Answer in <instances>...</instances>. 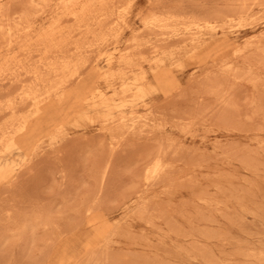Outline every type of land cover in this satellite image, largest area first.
<instances>
[{
  "label": "rangeland",
  "instance_id": "1",
  "mask_svg": "<svg viewBox=\"0 0 264 264\" xmlns=\"http://www.w3.org/2000/svg\"><path fill=\"white\" fill-rule=\"evenodd\" d=\"M59 1L0 0V12L5 10L0 13V127L7 126L14 117L23 116L30 121L32 130L29 136H23L9 152L0 156V170L3 173L0 182V264H76L82 257L87 259L88 252L93 249V255L99 252L101 256L103 251L99 248L104 239L99 235L96 224L83 217L87 206H94L97 212L100 208L106 215L108 225L120 221L121 227H113L112 243L106 250L109 251L108 255L106 252L101 260L98 258L93 264H264V0H260L262 3L258 5L259 0H124L131 5L126 20L114 27L112 24L117 19L116 22L102 23V17L86 25L87 17L84 14L75 16L58 10L56 3ZM28 4L30 9L27 8ZM161 6L177 12L207 16L241 9L243 24L228 26V30L226 27L225 30L219 29L203 36L197 44L200 45L197 59L187 61L185 66L175 68L167 65L155 71L148 67L158 91L138 106L125 107L123 115L128 120L132 116L140 118L142 115L151 118L147 121L146 117H142L137 128L131 131L133 135H126L125 138L123 135L116 143L99 118L107 110L95 108L91 103L100 90H107L109 95L113 93L112 88L106 89L107 84L102 77L120 67L117 62L121 50L127 47L128 39L136 32L151 42L163 41L162 38L172 39L164 44L161 41V44L153 42L158 45V52L175 51L192 42V34L173 38L172 30L168 28L161 31L148 29V32L146 29L144 35L143 18ZM7 16L10 18L8 22H11V25L7 22L8 27L4 25ZM105 25L110 27L106 28ZM110 29L117 32H107ZM51 30L54 40L49 45L45 38ZM93 31L110 34L107 37L109 45L82 47L88 45L89 40H95ZM9 32L12 35L7 34ZM91 33L94 34L93 38ZM7 39L11 40L10 43ZM78 43L81 51H75L77 47L74 45L78 46ZM78 57H84L81 59L84 63ZM63 58L76 63L74 70L67 72L71 74L67 85L45 100L42 108L36 105L30 107L32 97H27L26 93L30 92V87L38 88L36 84L39 82L33 71L39 69L40 74H45L49 64L61 62ZM43 64L46 65L44 68ZM238 67L241 68L237 71L240 74L235 72ZM29 72L34 76L27 77ZM49 73L46 74L49 80L47 88L53 84V74L49 77ZM207 76L212 78L208 79ZM190 83L193 86L196 83L201 85L194 88ZM190 86L194 89L189 90ZM201 91L204 94H200ZM171 102H174V107L170 105ZM9 103L15 104V113L5 109ZM25 104H28V108ZM151 110L154 113L148 114ZM165 111L168 114H161ZM194 111L198 121H195L197 115H193ZM202 112H210V116L206 113L201 118ZM118 114L117 111L109 113L115 118ZM221 117L223 120L219 119ZM142 119L145 125L141 123ZM187 119H194L195 123ZM186 122L189 123L188 127L192 126L185 131ZM166 136L170 137V141ZM162 140L169 144L168 148L165 149L166 144L163 147ZM234 149L235 152H231ZM160 150H163L162 153L166 151V156L170 158L168 160L166 157L165 180L161 175L163 179H159L162 183L157 179L150 186L143 182L144 169ZM113 152L114 161H110L108 158ZM109 161L112 165L108 174L110 177L104 182L100 177L104 165ZM168 163L174 164L175 168ZM145 186L150 187L147 194ZM90 197H95L93 201H96H90ZM137 197H140L139 202H134ZM99 198H102L101 201ZM134 207L137 209L134 210ZM101 208H105L104 211ZM57 225L67 230H61L63 234L57 239L60 240L52 242L51 233L56 231ZM54 243H57L56 246Z\"/></svg>",
  "mask_w": 264,
  "mask_h": 264
},
{
  "label": "bare ground",
  "instance_id": "2",
  "mask_svg": "<svg viewBox=\"0 0 264 264\" xmlns=\"http://www.w3.org/2000/svg\"><path fill=\"white\" fill-rule=\"evenodd\" d=\"M25 1H27V0H25ZM31 1V0H30ZM40 1V0H39ZM129 1V0H128ZM243 1V0H242ZM251 1H253V0H251ZM255 2H258V0L256 1V0H254ZM263 1V0H262ZM262 1H260L259 0V2L258 3H256L257 5L258 4H260V3H262ZM88 2H91L89 5H86ZM248 2H250V0H248ZM247 1H246V3H248ZM255 2H254V4H255ZM25 3V2H24ZM30 3V2H29ZM46 4H47V2H45ZM49 3V2H48ZM109 3H112L111 5H109ZM235 3V2H234ZM240 3H242V2H240ZM239 3V4H240ZM51 4V3H50ZM157 4V3H156ZM24 5V4H23ZM37 5V4H36ZM86 5V6H85ZM250 5V4H249ZM41 6V5H40ZM131 6V5H130ZM126 2H124V0H60L59 2H57L56 3V7H57V9L58 10H61V11H63L64 13H67V14H74L75 16H79V15H85L86 17H87V21L85 22V24L87 25V23H89V25H91V21L94 19V21H95V18H100V17H102L101 18V21H102V23H104V22H108V23H110V22H116L115 24L113 23H111L112 24V26L114 27L116 24H121V22L122 21H125L126 19H125V16H126V13L128 12V10H129V7H130ZM246 6H248V5H246ZM46 7H47V5H46ZM224 7V6H223ZM229 8H231V7H234V6H228ZM239 7V6H238ZM238 7H236V9L238 8ZM251 8H252V6H250ZM27 8L28 9H30L29 8V4H28V6H27ZM31 8H32V6H31ZM224 8H226V7H224ZM244 8H245V6H244ZM5 9H7V8H5ZM26 9V8H25ZM37 9V8H36ZM42 9H44V8H42ZM42 9H40L41 11H42ZM239 9V8H238ZM11 10V9H10ZM9 10V11H10ZM33 11H35V8H33L32 9ZM38 10H39V8H38ZM226 10H227V8H226ZM240 10L241 9H239V10H236L235 12H230V11H228V12H222V13H218V14H216V15H212V16H207V15H198V14H189V13H186V12H184V13H182V12H177V11H173L172 9H170V8H168V7H166V6H161V7H158V8H156V9H154V10H152L150 13H148L144 18H143V25H144V31L147 29V32H148V29H154V28H156V29H159L160 31H161V29L163 30H166L167 28L168 29H171L172 30V35H173V38L174 37H177V36H179V35H184V36H186L187 35V37L190 35V34H192L193 35V37H192V42H190V43H186V45L185 46H183V47H181V48H179V49H177V50H175V51H171V52H158V45H156V44H154V43H159L161 40H158V42L156 41H150V40H147V39H145V38H143L140 34H138V32H136L137 34L136 35H132V38L129 40L128 39V44H126L127 45V47L125 48V49H123V50H121V52H120V55H119V59H118V64H119V68L117 69V70H114L113 71V73H111V74H108V75H104L103 77H102V79H104V82L107 84V87H106V89L107 88H112V91H113V93L111 94V95H109V93H108V91L107 90H100L95 96H94V98H93V100H92V103H91V105L93 106V107H95V108H102V109H106L107 111L103 114V115H101V116H99V118H100V120L106 125V127H107V129H108V131H109V133H110V135L112 136V139L113 140H116V143H117V141H119V140H121L122 138H121V136H123V135H125V136H123L124 138L125 137H127L126 135H130L131 134V131L133 132V130H135V128H137V126L139 125V123H140V120H141V118L142 117H146L145 119L147 120V119H149V118H151V117H147V115L146 116H143L142 115V113H141V115H142V117H140V118H135L134 116H132L133 118H129V120H128V118H126L125 119V117H124V115H123V111H124V108L125 107H127V106H129V107H134V106H138L139 104H142V103H144L149 97H151L152 95H154L157 91H158V85L151 79V74H150V72L148 71V67L152 70V71H155V70H158V69H162L164 66H167V65H170V66H172V67H175V68H179V67H182V66H185V64H187V61H190V60H196L197 59V53H198V49H199V47H200V45H197L198 44V42L200 41V40H202L201 38H203V36H205L206 34H210V33H215V32H217L219 29H223V30H225L226 29V27H227V30H228V26H237V25H242L243 24V17H244V15L243 14H240ZM250 9L248 8L247 9V11H249ZM252 10H253V8H252ZM3 10H1V12L0 13H3L2 12ZM8 11V10H7ZM7 11H6V14H7ZM23 11V10H22ZM237 11L239 12V13H237ZM44 12V11H43ZM245 12V11H244ZM250 12V11H249ZM26 13V12H25ZM34 13V12H33ZM37 13H39V14H41L39 11L37 12ZM259 13H260V11H259ZM5 14V13H4ZM9 14V13H8ZM21 14V13H20ZM23 14V13H22ZM31 15L32 14H30V17H31ZM35 15V14H34ZM37 16H39L38 14H36ZM14 16V15H13ZM36 16V17H37ZM75 16H74V18H75ZM9 17H12V16H10L9 15ZM8 16H7V20L6 19H4V20H6V22L4 23V25L5 26H7L8 25V20L10 19ZM16 17V16H15ZM20 17V16H19ZM23 17H25V16H23ZM22 17V18H23ZM29 17V18H30ZM33 17V16H32ZM31 17V18H32ZM13 18V17H12ZM11 18V19H12ZM260 18V17H259ZM259 18H257V19H259ZM18 19V18H17ZM26 19H27V16H26ZM25 19V20H26ZM53 19V18H52ZM51 19V20H52ZM117 19V20H116ZM262 19H263V17H262ZM15 20V19H14ZM19 20V19H18ZM76 20V19H75ZM116 20V21H115ZM13 21V20H12ZM24 21V20H23ZM83 21V20H82ZM254 22H255V19L253 20ZM253 21H251V22H253ZM262 21V20H261ZM8 22V23H7ZM18 22H21V21H18ZM28 22V21H27ZM250 22V23H251ZM3 23H1V24H3ZM79 23H80V21H79ZM78 23V24H79ZM101 23V24H102ZM10 25H11V22L9 23ZM13 24V23H12ZM123 24H125L124 22H123ZM252 24H254V23H252ZM67 25H68V23H67ZM88 25V26H89ZM9 26V25H8ZM7 26V27H8ZM14 26H15V24H14ZM17 26V25H16ZM15 26V27H16ZM20 26V25H19ZM111 26V29L113 28ZM127 26V25H126ZM13 27V26H12ZM21 27V26H20ZM19 27V28H20ZM30 27V26H29ZM68 27V26H67ZM69 27H70V25H69ZM80 27H82V25L80 26ZM90 27V26H89ZM96 27V26H95ZM104 27H108V25H105ZM110 27V26H109ZM108 27V28H109ZM241 27H244V26H241ZM246 27V26H245ZM0 28H1V26H0ZM86 28V27H85ZM91 28V27H90ZM225 28V29H224ZM234 28V27H233ZM12 28H9V30H11ZM16 29H18L17 27H16ZM28 29V28H27ZM26 29V30H27ZM31 29V28H30ZM89 29V28H88ZM101 29V28H100ZM107 30V32L109 31V33L112 31V32H115V31H113V30ZM122 29V27L119 29L120 30V32L122 31L121 30ZM232 29V28H231ZM2 30V29H1ZM19 30V29H18ZM23 30V29H22ZM26 30H25V32H26ZM53 30V29H52ZM52 30H51V32L50 33H48V35H46V41L49 43V45L50 44H52V41L54 40V38H53V33L54 32H52ZM56 30H57V27H56ZM89 31H92L91 29H89ZM106 31V30H105ZM38 32V31H37ZM84 32H86V31H84ZM83 32V34H85ZM87 32H88V30H87ZM94 33H95V35L94 34H92V38H93V35H94V38L93 39H95L94 41H91L90 42V40L88 41L89 43H87L88 45H82V47H98V48H100V47H103V46H105V45H109V43H108V36L110 37V34H108L107 32H103V31H100V32H95V31H93ZM111 32V33H112ZM117 32V31H116ZM120 32L118 33V34H120ZM167 31H165V33H166ZM22 33V32H21ZM90 33V32H89ZM142 33H144V32H142ZM7 34H11L12 35V32H9V33H7ZM35 34V33H34ZM82 34V35H83ZM90 34V35H91ZM146 34V31H145V33H144V35ZM149 34V33H148ZM155 34V33H154ZM5 35H6V32H5ZM15 35V34H14ZM51 35V36H50ZM89 35V36H90ZM158 35V34H157ZM160 35V34H159ZM118 36H120V35H118ZM149 36H151V35H149ZM5 37H7V36H5ZM10 37V36H9ZM13 37H15V36H13ZM12 37V38H13ZM81 37V36H80ZM115 37V39H117V36H114ZM158 37V36H157ZM160 37V36H159ZM1 38H2V36H1ZM8 38V37H7ZM84 38H87L86 36L84 37ZM5 39V38H4ZM75 39H79V38H75ZM89 39V38H88ZM163 39V41H161V42H163V44H164V42L166 41L167 42V40L170 42V41H172V39H165L164 40V38H162ZM8 40V39H7ZM10 40V39H9ZM8 40V41H9ZM80 40V39H79ZM79 40H76V41H79ZM84 40V44H86L85 43V39H82V41ZM113 40V39H112ZM11 41V40H10ZM10 41H9V43H10ZM75 41V42H76ZM82 41H80V44H83V42ZM206 41V40H205ZM74 42V44H76ZM82 42V43H81ZM154 42V43H153ZM161 42H160V44H161ZM201 42V41H200ZM250 42V41H249ZM115 43V42H114ZM174 43V42H173ZM7 44V43H6ZM154 44V45H153ZM36 46H37V44H36ZM71 46H73V45H71ZM70 46V47H71ZM74 46H76L77 47V49L75 50V51H77L78 49H80V51L82 50V48H79V43H78V46L77 45H74ZM21 47V46H20ZM106 47V46H105ZM263 47H264V45H263ZM54 48V47H53ZM91 48H89V49H91ZM241 48V47H240ZM239 48V49H240ZM23 49H24V47H23ZM39 49V48H38ZM56 49V48H55ZM59 49V48H58ZM70 50V49H69ZM47 51H50V50H47ZM61 51V50H60ZM79 51V50H78ZM103 52V51H102ZM236 52V51H235ZM254 52V51H253ZM256 52V51H255ZM259 52V51H258ZM82 53V52H81ZM80 53V54H81ZM91 53V52H90ZM154 53V55H152ZM238 53V52H237ZM25 54V53H24ZM51 54V53H50ZM59 54V53H58ZM86 54H88L87 52H86ZM148 54V55H147ZM236 54V53H235ZM259 54V53H258ZM55 55V54H54ZM65 55H66V53H65ZM81 55H83V54H81ZM233 55V54H232ZM77 56H78V54H77ZM100 56V55H99ZM22 57V56H21ZM73 57V56H72ZM72 57L70 58L71 60H72ZM237 56L235 55V58H236ZM246 57V56H245ZM60 57H58L56 60H58ZM79 59H80V57H78ZM243 58V57H242ZM21 59V58H20ZM69 58L67 59V60H64V58H63V61H61V62H59V61H55V62H52L51 64H49V66H47V68H46V70L49 72L50 71V73H49V77H50V75H52L53 74V77L51 76V78H53V79H51V81H52V85H50V87L49 88H47V86H49L48 85V83H49V80L47 79L48 78V76L46 75V74H48V72L46 73L45 71V74H43V73H39V69H37L36 70V72L38 71V73L36 74V72H34L33 70V73H35V79L36 80H38L39 82L36 84L37 85V87L38 88H36V87H34V88H27L30 92H28V93H26V95L28 94V96L27 97H32V102H33V104L31 105H29L30 107H34L35 105L37 106V107H40V108H42V106H43V103H45V100H48V99H50V97L53 95V94H57L58 92H59V90H61V89H63L66 85H67V83H68V81H69V77H70V75H68L67 74V72H70V70L72 71V70H74L73 69V67L75 68V66H76V63H74L73 61H71ZM82 59V58H81ZM80 59V60H81ZM83 59H84V57H83ZM82 59V60H83ZM91 59V58H90ZM247 59H248V56H247ZM40 60H41V58H40ZM61 60V59H60ZM81 60V62H83L84 63V61H82ZM231 60V59H230ZM49 61V60H48ZM51 61H53V60H51ZM79 60H77V62H78ZM229 61V60H228ZM237 61V60H236ZM252 61V60H251ZM44 62H46V61H44ZM234 62V61H233ZM3 63V62H2ZM20 64H22L21 62H19ZM32 63V62H31ZM41 63V62H40ZM50 63V62H49ZM145 63H147L148 64V66H146V64ZM80 64V63H79ZM86 64V63H85ZM235 64V63H234ZM9 65V64H8ZM30 65V64H29ZM34 65V64H33ZM208 65V64H207ZM22 66H25V65H22ZM32 66V65H31ZM35 66V65H34ZM38 66V65H37ZM44 66H46V65H44L43 64V68H44ZM212 66V65H211ZM219 66V65H218ZM228 66H230V65H228ZM228 66L226 67V69L228 68ZM236 66V65H235ZM28 67V66H27ZM41 67V66H40ZM80 67H82L81 65H80ZM85 67H86V65H85ZM217 67V66H216ZM7 68V67H6ZM9 68V67H8ZM7 68V69H8ZM25 68V67H24ZM37 68V67H36ZM231 68V67H230ZM251 68V67H250ZM249 68V69H250ZM42 68H40V70H41ZM223 69V68H222ZM233 69V68H232ZM232 69H229L230 71L232 70ZM239 69H241V68H239L238 67V70H237V68L235 69L236 71V73H239L240 74V72H237V71H239ZM2 70H3V68H2ZM6 70V69H5ZM224 70V69H223ZM228 70V69H227ZM222 71V70H221ZM248 71H250V70H248ZM4 72V71H3ZM9 72H10V70H9ZM27 71H26V68H25V73H26ZM41 72V71H40ZM76 72V71H75ZM223 72V71H222ZM229 72V71H228ZM232 72H234V69H233V71ZM235 72H234V74H235ZM1 73V72H0ZM7 73V72H6ZM32 73V72H31ZM32 73V74H33ZM73 73V72H72ZM78 73V72H77ZM224 73V72H223ZM246 73V72H245ZM2 74V73H1ZM0 74V75H1ZM29 74H30V72H29ZM32 74H30V75H27V74H25V75H23V76H26L27 75V77L29 76L30 78L32 77V76H34V74L32 75ZM74 74V73H73ZM73 74H72V77H73ZM253 74V73H252ZM14 75V74H13ZM32 75V76H31ZM204 75V74H203ZM203 75H201V76H203ZM206 75H207V73H206ZM211 75V74H210ZM237 75V74H236ZM250 75H251V73H250ZM2 76V75H1ZM0 76V77H1ZM10 76V78H11V75H9ZM16 76V75H15ZM22 76V77H23ZM47 76V77H46ZM56 78H55V77ZM200 76V77H201ZM213 77H214V75H212ZM249 76V75H248ZM247 76V77H248ZM257 75H255V77H256ZM8 77V76H7ZM18 77V76H17ZM82 77V76H81ZM208 77V76H207ZM258 77V76H257ZM4 78V77H3ZM6 78V77H5ZM9 78V77H8ZM21 78V77H20ZM54 78H55V80H54ZM210 78H212L211 76H210ZM209 77H208V79H210ZM228 78V77H227ZM233 78V77H232ZM235 78V77H234ZM240 78V77H239ZM242 78V77H241ZM250 78V77H249ZM1 79V78H0ZM195 80H196V77L194 78ZM206 79V78H205ZM225 79V78H224ZM246 79V78H245ZM7 80V79H6ZM11 80H13V79H11ZM17 80V79H16ZM198 80V79H197ZM196 80V81H197ZM226 80V79H225ZM256 80V79H255ZM259 80V79H258ZM32 81H33V83L35 84V80H33V78H32ZM189 81H191V80H189ZM215 81V80H214ZM1 82V81H0ZM22 82V81H21ZM28 82H30V84H32L31 83V81H28ZM203 82V81H202ZM217 82V81H216ZM227 82V81H226ZM10 83H12V82H10ZM23 84H25L24 82H22ZM27 83V82H26ZM198 83V82H197ZM196 83V84H197ZM206 83V82H205ZM15 84V83H14ZM29 84V83H28ZM191 84V83H190ZM189 84V85H190ZM196 84H194V86L191 84V86H193L194 88H197L196 86H198V85H201V84H198V85H196ZM38 85H40V87L38 86ZM190 86V87H191ZM219 86V85H218ZM218 86H217V88H218ZM189 87V86H188ZM193 87H191L189 90H191V89H194ZM205 87H206V85H205ZM209 87V86H208ZM3 88V87H2ZM163 88V87H162ZM1 89V88H0ZM5 89V88H4ZM31 89V90H30ZM206 89H208V88H206ZM219 89V88H218ZM12 90V89H11ZM27 90V91H28ZM189 90H188V92H189ZM6 91V90H5ZM17 91V90H16ZM21 91V90H20ZM98 90H96V92H97ZM185 91V90H184ZM208 91V90H207ZM18 92V91H17ZM21 92H24V91H21ZM20 92V93H21ZM186 93H187V90L185 91ZM195 92V91H194ZM202 92V91H201ZM204 92H205V90H204ZM204 92H202V93H200V94H204ZM196 93V92H195ZM194 93V94H195ZM197 93L199 94V91H197ZM217 93V92H216ZM19 94V93H18ZM77 94V93H76ZM76 94H73V96L74 95H76ZM190 94V93H189ZM193 94V95H194ZM197 94V95H198ZM212 94V93H211ZM215 94V93H214ZM15 95V94H14ZM193 95H191L192 97H193ZM196 95V94H195ZM221 95V94H220ZM219 95V96H220ZM20 96V95H19ZM45 96V97H44ZM26 97V98H27ZM174 98H175V96H173ZM189 97V96H188ZM230 97V96H229ZM173 98V99H174ZM181 98H183L182 96H181ZM0 99H2V98H0ZM20 99V98H19ZM177 99V98H176ZM222 99V98H221ZM10 100L11 99H9L8 101L10 102ZM200 101L202 100V99H199ZM2 100H0V105H1V102ZM8 101H6L7 103H8ZM21 101V100H20ZM170 100H166L165 102H169ZM6 102H4L3 104H5ZM220 102V101H219ZM30 103V102H29ZM174 103V102H173ZM172 102H171V104L170 105H172L173 104ZM229 103V102H228ZM19 104H20V102H19ZM22 104H23V101H22ZM62 104V103H61ZM169 104V103H168ZM168 104H167V106H168ZM197 105V104H196ZM200 105H202L201 104V102H200ZM205 105V104H204ZM203 105V106H204ZM222 105H224V104H222ZM227 105V104H226ZM18 106V105H17ZM25 106H26V104H25ZM173 107L175 106V104L174 105H172ZM206 107H208L207 105H205ZM219 105H217L216 107H218ZM227 106H229V105H227ZM27 108H28V104H27V106H26ZM26 107H25V109H26ZM158 107V106H157ZM162 107H164V106H162ZM170 107V106H169ZM172 107V108H173ZM200 107V106H199ZM206 107H204L205 108V110H210V109H206ZM1 109H2V106L0 107ZM4 108V107H3ZM197 108V107H196ZM200 108H203L202 106L200 107ZM203 108V109H204ZM210 108V107H209ZM220 108V107H219ZM219 108H217V109H219ZM228 108V107H227ZM5 109H9V110H11V112L12 113H15V109H16V106H15V104H13V103H9V104H7L6 106H5ZM30 109V108H29ZM192 109H194V108H192ZM7 110H6V112H7ZM37 110H38V108H37ZM215 110V109H214ZM230 110V109H229ZM23 111V110H22ZM113 111H117V112H119V114H118V117H112V116H110L109 115V113H112ZM199 110L197 109V112H198ZM220 111V110H219ZM0 112H1V110H0ZM10 112V111H9ZM18 112H20V111H18ZM174 112H175V110H174ZM180 112V111H179ZM201 112V111H200ZM211 112V111H210ZM210 112L208 113V112H206L207 114H208V116H210ZM225 112V111H224ZM21 113V112H20ZM19 113V114H20ZM153 114L154 113V111L153 110H151L150 112H148V114ZM168 114L166 111L163 113H161V114ZM184 113V112H183ZM206 113H201V118H204L202 115L204 114H206ZM223 113V112H222ZM231 113V112H230ZM138 114H140V113H138ZM137 114V115H138ZM159 114V113H158ZM157 114V115H158ZM178 114V113H177ZM177 114H175V115H177ZM185 114V113H184ZM192 114V113H191ZM196 113H195V111H194V113H193V115H195ZM212 114V113H211ZM213 114L214 115H216L214 112H213ZM232 114V113H231ZM14 115V114H13ZM131 115V114H130ZM141 115H138V116H141ZM160 115V114H159ZM197 115V114H196ZM153 116V115H152ZM178 116H180V115H178ZM183 116V117H182ZM181 116V118H182V120L184 121V115H182ZM189 116H191V115H189ZM189 116H186V117H188V118H190ZM217 116V115H216ZM230 116V115H229ZM153 117H155V116H153ZM177 117V116H176ZM212 117V116H211ZM218 117V116H217ZM228 117V116H227ZM11 118V117H10ZM158 118V117H157ZM160 118V117H159ZM162 118V117H161ZM165 118V117H164ZM192 118V117H191ZM207 118V117H206ZM206 118L204 119L205 121H204V123L206 122ZM208 118H210V117H208ZM213 118V117H212ZM211 118V119H212ZM210 119V121H212V120H216V118L214 117V119H212L211 120ZM219 119H222V117L221 118H219ZM227 119V118H226ZM188 120V119H187ZM198 121V115H197V117H196V119H195V121ZM203 120V119H202ZM208 120V119H207ZM214 120V121H215ZM223 120V119H222ZM5 121H7V120H5ZM4 121V122H5ZM148 121V120H147ZM189 122H194L195 123V121H194V119H193V121H191V119L190 120H188ZM200 121V120H199ZM176 122V121H175ZM181 122V121H180ZM200 122H202V121H200ZM142 124H144L145 125V123H144V121H143V119H142V122H141ZM165 123H167V122H165ZM171 123H173V126H174V122H171ZM187 123L188 122H186V125H185V127H184V129H185V131L187 130V128H190V127H188L187 126ZM210 123V122H209ZM30 121L26 118V117H23V116H19V117H14V119L7 125V126H5V127H0V156L1 155H3V154H5V153H7V152H9L10 150H11V148L15 145V143L19 140V139H21L23 136H29V134L32 132V130H31V126H30ZM163 124V123H162ZM180 124V123H179ZM183 124V123H182ZM189 124V123H188ZM196 124H198L197 122H196ZM199 124H202L203 125V123H199ZM212 124V123H211ZM219 124V123H218ZM46 125V124H45ZM166 125V124H165ZM168 125V124H167ZM169 125H171L170 124V122H169ZM147 126H149V125H147ZM172 126V125H171ZM182 126V125H181ZM181 126H179L178 128L181 130ZM187 126V127H186ZM61 127V126H60ZM150 127V126H149ZM156 127V126H155ZM175 127V126H174ZM173 127V128H174ZM151 128V127H150ZM154 128V127H153ZM143 129H145V127L143 128ZM189 130V129H188ZM59 131V130H58ZM137 131V130H136ZM143 131V130H142ZM141 131V132H142ZM145 131V130H144ZM143 131V132H144ZM60 132V131H59ZM142 132V133H143ZM150 132V131H149ZM210 132V131H209ZM141 133V134H142ZM145 133H148V131L147 132H145ZM150 133H152V132H150ZM149 133V134H150ZM57 134V133H56ZM131 135H133V134H131ZM135 135V134H134ZM139 136H140V134H138ZM60 136H62V134L60 135ZM146 136V135H145ZM148 136V135H147ZM159 136V135H158ZM149 137L151 138V135H149ZM153 137V136H152ZM157 137V136H156ZM161 137V136H160ZM165 137V136H164ZM163 136H162V138H164ZM168 136H166V138H167ZM121 138V139H120ZM158 139L160 140V138L158 137ZM168 139V141H170L169 139H170V137H168L167 138ZM167 139H166V141H167ZM172 139V138H171ZM148 140V139H147ZM124 141V140H123ZM123 141H121V142H123ZM126 141V140H125ZM124 141V142H125ZM128 141V140H127ZM151 141V140H150ZM172 141V140H171ZM41 142V141H40ZM113 142V141H112ZM131 142V141H130ZM138 142V141H137ZM165 142V141H164ZM163 142V140L161 141V144H166V146L167 147H165V145L163 146V147H165V149L166 148H168V145H167V143H164ZM264 143V142H263ZM112 144V143H111ZM115 144V143H114ZM118 144H119V142H118ZM118 144H117V146L116 147H118ZM175 144V143H174ZM178 144V143H177ZM177 144H175V145H177ZM236 144V143H235ZM42 145H44V144H42ZM116 145V144H115ZM114 145V146H115ZM171 145V144H170ZM232 145V144H231ZM241 145H243V144H241ZM40 146V145H39ZM174 146V145H173ZM172 146V147H173ZM246 146V145H245ZM233 147V146H232ZM44 148H45V146H44ZM47 148V147H46ZM112 148H113V146H112ZM171 148V147H170ZM173 148H176V146H174ZM179 148V147H178ZM182 148V147H181ZM234 148V147H233ZM37 149V147L36 148H34V150H36ZM115 149V148H114ZM113 149V151L115 152V150ZM177 149V148H176ZM231 150H232V148H230ZM249 149V148H248ZM121 150V149H120ZM164 150V149H163ZM162 150V151H163ZM171 150V149H170ZM175 150V149H174ZM162 151L160 150V153L159 154H157L155 157H153L152 158V161H150L149 162V164H146L147 165V167H145L146 169H144V176L142 177L143 178V182H146V184H148V185H150V186H152L153 184H155L156 182V180L158 179V181L160 180L159 178H161V180L164 178V176H165V174H164V171H165V168H166V157L168 158V156H166V151L165 152H163L162 153ZM114 152L111 154V158L109 157L108 159L110 160V161H112L113 159H114ZM231 152H235V149H234V151H231ZM36 153V152H35ZM108 153H110V152H108ZM107 153V154H108ZM165 153V154H164ZM171 153V152H170ZM118 154V153H117ZM34 155V154H33ZM171 154H169V156H170ZM109 156V155H108ZM116 156V155H115ZM235 155H233V157H234ZM32 159V158H31ZM170 158H168V160H169ZM108 161V160H107ZM109 161V162H110ZM114 161V160H113ZM29 162V161H28ZM108 162V163H109ZM167 162H169V161H167ZM173 162V161H172ZM100 164V163H99ZM168 164H170V165H172V167L173 166H175L174 164H171V163H168ZM110 167H112V165H111V162L109 163V164H107L106 166L104 165V169L102 170V175H101V177L100 178H102V180L104 181L107 177H110V176H108V174H109V172H110ZM144 167V166H143ZM169 167L170 166H168L167 168L169 169ZM173 168H175V167H173ZM101 169V168H100ZM99 169V170H100ZM169 171H172V169H170ZM19 172V171H18ZM143 172V171H142ZM168 172V171H167ZM173 172V171H172ZM32 173V172H31ZM66 173V172H65ZM96 173H98V172H96ZM9 174V173H8ZM99 174V173H98ZM110 175V174H109ZM133 175V174H132ZM161 175H162V177H161ZM65 176H66V174H65ZM7 177V176H6ZM5 177V178H6ZM16 178V177H15ZM139 178V177H138ZM3 179V173H2V170H0V182H1V180ZM108 179V178H107ZM106 179V180H107ZM136 179V178H135ZM16 180V179H15ZM118 180V179H117ZM161 180H160V182H161ZM164 180H165V178H164ZM163 180V181H164ZM6 181V180H5ZM99 181H101V179L99 180ZM103 181H101V183L103 182ZM113 181V180H112ZM111 181V182H112ZM171 181V180H170ZM105 182V181H104ZM134 182V181H133ZM140 182H141V180H140ZM155 182V183H154ZM4 183V182H3ZM3 183H2V185H3ZM6 183V182H5ZM107 183V182H106ZM114 183V182H113ZM162 183V182H161ZM104 184V183H103ZM157 185V184H156ZM132 186V185H131ZM168 186H170V183L168 182ZM146 187V186H145ZM167 187V186H166ZM172 187V186H171ZM101 188V187H100ZM102 188H104V187H102ZM101 188V189H102ZM106 188H107V186H106ZM133 188H134V186H133ZM150 187H146V189L147 190H145L146 191V194H147V191L148 190H150L149 189ZM169 188V187H168ZM173 188V187H172ZM5 189V188H4ZM98 189V188H97ZM169 190V189H168ZM174 190V189H173ZM142 191V190H141ZM162 191V190H161ZM167 191V190H166ZM170 192L172 191L171 189L169 190ZM149 192V191H148ZM93 193H98V191L97 192H93ZM100 193H101V191H100ZM104 193H106V192H104ZM143 193V192H142ZM158 193V192H157ZM171 193H173V192H171ZM3 194V193H2ZM167 194V193H166ZM165 194V195H166ZM90 195V194H89ZM95 195V194H94ZM93 195V196H94ZM133 195V194H132ZM135 195V194H134ZM169 195V194H168ZM171 195V194H170ZM88 196V195H87ZM146 196V195H145ZM84 197V196H83ZM103 197V196H102ZM106 197H107V195H106ZM105 197V198H106ZM127 197H129V196H127ZM159 197V196H158ZM171 197V196H170ZM87 198V197H86ZM91 198V197H90ZM97 198H98V195H97ZM142 198V197H141ZM160 198V197H159ZM92 200H90V201H92V202H95V201H93V199H96L95 197L94 198H91ZM100 199V198H99ZM102 199V198H101ZM101 199H100V201H101ZM128 199V198H127ZM126 199V200H127ZM140 199V197H137V198H135V200H134V202H137L138 200ZM155 199H157L156 197H155ZM99 200H98V202H97V205H98V203L100 202ZM103 201V200H102ZM107 201V200H106ZM106 201H104V202H106ZM143 201V200H142ZM82 202H84V201H82ZM88 202V201H87ZM108 202V201H107ZM139 202V201H138ZM147 202V201H146ZM152 202V201H151ZM85 203V202H84ZM91 203V202H90ZM92 204V203H91ZM132 204H134V203H132ZM150 204V203H149ZM93 205V204H92ZM100 205V204H99ZM98 205V206H99ZM151 205V204H150ZM84 206H85V204H84ZM107 206V205H106ZM106 206H105V208H106ZM140 206V205H139ZM141 206H142V204H141ZM88 207V206H87ZM86 207V209H84V214H83V217L84 218H86L87 220H88V222H91V223H93V224H96V227H98L97 229H98V232H99V235L104 239V243L102 244V246L99 248L101 251H103V253H102V255L103 254H105L106 252H107V255H108V252L109 251H106V250H109V247H110V243H112L111 242V240L110 239H112V237L111 236H113L112 234H113V230H114V226H116V228H118L119 227V223H120V221L118 222V223H114L113 225H108L107 223H106V218H105V214L104 213H102L101 211H100V208H99V211L97 212V208H95L94 206H90V207H88L87 208ZM100 207H102V206H100ZM104 207V206H103ZM105 208H101V210H103L104 211V209ZM135 208L136 207H134V210H135ZM145 208V207H144ZM81 209H83L82 207H81ZM137 209V208H136ZM143 209V208H142ZM146 209L147 210H149V208H147L146 207ZM80 210V209H79ZM81 211V210H80ZM79 211V212H80ZM107 211V210H106ZM139 211H141V210H139ZM143 211H144V209H143ZM157 211V210H156ZM83 212V211H82ZM136 212V211H135ZM138 212V211H137ZM158 212V211H157ZM156 212V213H157ZM142 213V212H141ZM144 213L146 214V212L144 211ZM80 214H82V213H80ZM140 214V213H139ZM155 215V214H154ZM126 216V215H125ZM124 216V217H125ZM128 216V215H127ZM148 217V216H147ZM150 218V220H151V217H149ZM127 219H129V218H127ZM138 219V218H137ZM143 219V218H142ZM144 220V219H143ZM147 220V219H146ZM107 221H108V219H107ZM125 221V220H124ZM123 222L121 221V224H122ZM66 225V224H65ZM124 227H126V225H124ZM62 228V227H61ZM121 227H119V229H120ZM128 228V227H127ZM74 229H75V227H74ZM56 231H54V232H52L51 233V240H52V242H53V240L55 241V240H57L58 239V237L60 236V235H62L63 233L61 232V230L63 231V232H65L66 230H67V228H65V230H63V229H60V227H59V225H57L56 226V229H55ZM71 230V229H70ZM69 230V231H70ZM133 230V229H132ZM116 231V230H115ZM127 231V230H126ZM119 232V231H118ZM62 233V234H61ZM71 233H72V231H71ZM65 234V233H64ZM124 234H126V233H124ZM127 235V234H126ZM130 235V234H129ZM66 236H67V234H66ZM125 236V235H124ZM117 237V236H116ZM119 237V236H118ZM123 237V236H122ZM61 238H64V237H62L61 236ZM115 238V237H114ZM131 238V237H130ZM60 240V239H59ZM59 240H57V241H59ZM129 241V240H128ZM52 242L51 241H49L48 243H50V245L52 244ZM116 243V242H115ZM57 244V243H56ZM56 244L54 243L53 245H55L56 246ZM112 246V245H111ZM116 246V245H115ZM120 246V245H119ZM51 247V246H50ZM49 248V247H48ZM52 248H54V247H51V249ZM88 249V248H87ZM94 250V249H93ZM93 250H90L89 252H88V258L87 259H85L84 260V258H86V257H82V262L83 263H81L80 261H78V263H76V264H93L94 262H96L97 261V259L99 258L100 260H101V256H100V254H98L99 252H97V254L99 255L97 258H96V256L95 255H97V254H95V255H93V253H92V251ZM99 250V251H100ZM100 251V252H101ZM105 251V252H104ZM116 253V252H115ZM87 254V253H86ZM91 254H92V256H91ZM111 254V253H110ZM48 255V254H47ZM46 255V256H47ZM55 255V254H54ZM112 255V254H111ZM106 256V255H105ZM105 256H104V258L103 259H105ZM113 257V256H112ZM109 258H110V255H109ZM46 259V258H45ZM115 259H116V257H115ZM150 259V258H149ZM110 260V259H109ZM114 260V259H113ZM71 261V260H70ZM116 261H118V260H116ZM99 262V261H98ZM120 263V262H119ZM263 263V262H262ZM33 264H42L41 262L40 263H38V262H34ZM149 264V263H148Z\"/></svg>",
  "mask_w": 264,
  "mask_h": 264
}]
</instances>
